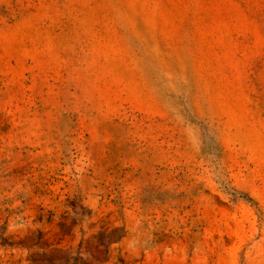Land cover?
I'll use <instances>...</instances> for the list:
<instances>
[{"label": "rangeland", "instance_id": "obj_1", "mask_svg": "<svg viewBox=\"0 0 264 264\" xmlns=\"http://www.w3.org/2000/svg\"><path fill=\"white\" fill-rule=\"evenodd\" d=\"M0 264H264V0H0Z\"/></svg>", "mask_w": 264, "mask_h": 264}]
</instances>
